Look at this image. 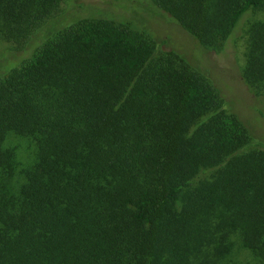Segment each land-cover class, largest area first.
I'll use <instances>...</instances> for the list:
<instances>
[{"label":"trees","instance_id":"1","mask_svg":"<svg viewBox=\"0 0 264 264\" xmlns=\"http://www.w3.org/2000/svg\"><path fill=\"white\" fill-rule=\"evenodd\" d=\"M60 1L0 0L6 57L21 56L0 78V264H229L233 236L264 256V150H245L217 90L128 23L44 33L68 15ZM151 1L215 51L264 8ZM241 77L264 118V20L249 24ZM11 134L35 147L14 192Z\"/></svg>","mask_w":264,"mask_h":264},{"label":"rangeland","instance_id":"2","mask_svg":"<svg viewBox=\"0 0 264 264\" xmlns=\"http://www.w3.org/2000/svg\"><path fill=\"white\" fill-rule=\"evenodd\" d=\"M63 13L68 15L53 21L44 33L58 30L80 19L103 18L128 23L132 28L145 33L155 43V56L165 51L176 53L189 68L217 90L223 101L222 108L236 115L244 124L250 138L245 150H264V118L258 112L262 100L251 92L241 77L248 46L249 24L255 20H264V8L246 12L221 51L202 47L151 0H61L55 15ZM11 45L0 39V78L3 72L8 74L15 68V61L21 57L11 55L7 59ZM200 120L191 126L189 133ZM6 145L14 151V175L9 182V190L14 192L23 181V171L35 159V147L28 138L15 134L8 136ZM232 240V254L227 258L229 264H261L264 258L261 253L242 246L236 236Z\"/></svg>","mask_w":264,"mask_h":264}]
</instances>
